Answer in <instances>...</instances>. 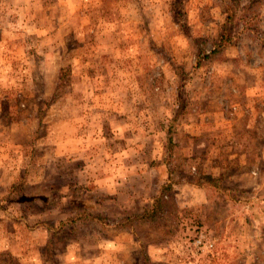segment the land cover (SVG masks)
Wrapping results in <instances>:
<instances>
[{
	"label": "rangeland",
	"instance_id": "1",
	"mask_svg": "<svg viewBox=\"0 0 264 264\" xmlns=\"http://www.w3.org/2000/svg\"><path fill=\"white\" fill-rule=\"evenodd\" d=\"M263 143L264 0H0V264H264Z\"/></svg>",
	"mask_w": 264,
	"mask_h": 264
},
{
	"label": "trees",
	"instance_id": "2",
	"mask_svg": "<svg viewBox=\"0 0 264 264\" xmlns=\"http://www.w3.org/2000/svg\"><path fill=\"white\" fill-rule=\"evenodd\" d=\"M228 34L231 35L230 32H224L221 36V40H220V46L218 47V49H214L213 53H218V50L221 46H223L225 44V42L228 40ZM173 147V146H172ZM170 185L167 186V188ZM166 189L164 187V190L161 189V193L159 195H156L153 199V202L151 204V206L144 210L142 213L138 214L135 216L134 219H138V220H154L156 219L160 214H162L164 212V202H163V195L165 194ZM132 222V220H131Z\"/></svg>",
	"mask_w": 264,
	"mask_h": 264
},
{
	"label": "crops",
	"instance_id": "3",
	"mask_svg": "<svg viewBox=\"0 0 264 264\" xmlns=\"http://www.w3.org/2000/svg\"><path fill=\"white\" fill-rule=\"evenodd\" d=\"M262 146H264V143H263V145Z\"/></svg>",
	"mask_w": 264,
	"mask_h": 264
}]
</instances>
